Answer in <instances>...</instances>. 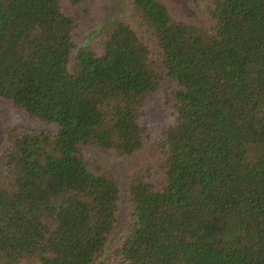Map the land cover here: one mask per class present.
<instances>
[{
	"label": "trees",
	"instance_id": "16d2710c",
	"mask_svg": "<svg viewBox=\"0 0 264 264\" xmlns=\"http://www.w3.org/2000/svg\"><path fill=\"white\" fill-rule=\"evenodd\" d=\"M105 3L0 0V264H264V0Z\"/></svg>",
	"mask_w": 264,
	"mask_h": 264
},
{
	"label": "rangeland",
	"instance_id": "374dc122",
	"mask_svg": "<svg viewBox=\"0 0 264 264\" xmlns=\"http://www.w3.org/2000/svg\"><path fill=\"white\" fill-rule=\"evenodd\" d=\"M123 2L124 0H106L104 5V20H109L115 16L122 15L123 12ZM170 9L180 18L188 21L192 24H202L204 20L201 18L200 11L202 9V0H166ZM0 114L3 120L2 130L11 127L18 126L23 129H35L42 131H51L54 129L53 126L47 125H34L31 124L23 115L17 112L15 109L10 107L7 103L0 100ZM154 119L159 118L157 114H155ZM156 146L151 145L147 147L140 154L127 159L125 161L111 160L109 158L102 157L100 154H96L95 156L98 159H102L105 165L110 167L121 186L122 193L126 181V172L128 169H132L135 166H139L140 164H144L148 161L149 158L154 154ZM157 175L154 174L153 181H155ZM117 239L113 240L115 242Z\"/></svg>",
	"mask_w": 264,
	"mask_h": 264
}]
</instances>
